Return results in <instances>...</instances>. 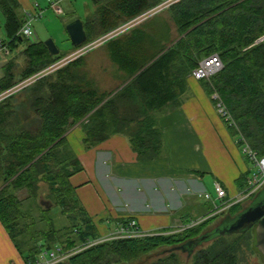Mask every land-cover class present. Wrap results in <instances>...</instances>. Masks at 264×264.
Wrapping results in <instances>:
<instances>
[{
	"label": "trees",
	"instance_id": "obj_1",
	"mask_svg": "<svg viewBox=\"0 0 264 264\" xmlns=\"http://www.w3.org/2000/svg\"><path fill=\"white\" fill-rule=\"evenodd\" d=\"M91 1L97 8L84 23L86 43L162 3ZM167 11L177 27L175 40L171 39L169 26L156 19L105 44L111 61L122 73L124 82H128L115 95L100 93L95 83L80 73L79 58L0 102V222L26 264L34 263L42 252L56 246L72 250L100 236L70 184V178L82 168L69 145V129L80 124L87 147L119 134L130 140L139 160L158 158L162 142L156 112L168 105L181 106L186 78L201 60L212 54L220 56L224 67L210 81H200L204 90L209 96L214 91L219 94L234 122L233 126L225 124L237 142L240 133L254 150L264 155V0H180ZM0 13L5 32L1 44L12 53L26 42V67L18 77L29 78L64 56L60 50L52 56L43 41H32L19 34L24 17L18 0H0ZM71 47L78 48L72 43ZM3 71L0 92L17 84L13 61L6 63ZM26 90V98L15 103L18 94ZM127 103H133V110L125 108L121 112L122 105ZM248 176L246 173L236 181L245 190ZM42 185L49 190L51 201L45 199L46 204L38 198ZM23 189L28 197L20 200L16 193ZM27 206L39 212L38 220L32 215L31 224L26 222L31 216ZM54 207L66 216L70 226L52 225L50 215ZM241 210V203H237L228 209L227 216ZM34 219L39 223L46 219L51 225L30 233L29 227L36 224ZM211 221L177 232L103 241L60 264H131L166 247L149 264H179L177 248L205 235ZM244 247L256 251L251 231L212 240L195 250L190 264H247L240 258Z\"/></svg>",
	"mask_w": 264,
	"mask_h": 264
},
{
	"label": "crops",
	"instance_id": "obj_2",
	"mask_svg": "<svg viewBox=\"0 0 264 264\" xmlns=\"http://www.w3.org/2000/svg\"><path fill=\"white\" fill-rule=\"evenodd\" d=\"M18 1L23 15L43 0ZM76 3L74 20L85 23L97 7L91 0ZM82 7L83 16H79ZM156 19L169 26L172 40L178 37L168 11L146 22ZM102 47L89 55L88 64L91 70H99L103 62L98 64L97 60L105 55L104 78H89L100 93L115 95L128 82H124L122 73L111 61L108 46ZM186 85L181 106L168 105L155 114L162 148L159 157L152 161L139 160L130 140L123 135L111 134L105 141L87 147L80 124L67 132L69 145L82 168L70 178V184L100 236L112 234L116 227L130 220L144 234L182 231L208 219L212 220L208 228H212L225 217L222 213L209 215L213 207L225 204L230 208L245 191L236 182L249 173L240 145L201 82L190 73ZM125 108L132 111L133 103L123 104L121 112ZM217 185L226 191L224 200L216 196ZM0 264H25L1 222Z\"/></svg>",
	"mask_w": 264,
	"mask_h": 264
},
{
	"label": "built area",
	"instance_id": "obj_3",
	"mask_svg": "<svg viewBox=\"0 0 264 264\" xmlns=\"http://www.w3.org/2000/svg\"><path fill=\"white\" fill-rule=\"evenodd\" d=\"M47 1L50 4V7L55 9L60 3L68 1V0H47ZM178 1L180 0H163L162 3L158 5L157 7L143 13L142 15L118 27L112 32L90 43L83 44L82 46L78 47L73 52H71L67 57L63 56L61 59L52 63L47 68L29 77L28 79L22 82H19L18 84H16L15 86L7 90L1 91L0 92V102L21 92L23 89L33 85L37 81L49 75L54 74L56 71L65 67L69 63L83 57L85 54L90 53L92 50L98 47H101L102 45H105L110 40L128 33L130 30H132L135 27H138L140 24L151 19L152 17L164 11H167L170 5ZM42 15H43V10L41 9L38 3H36L32 7L31 10L25 11L23 13L24 24L22 28L20 29L19 34L27 39L35 41L37 39V35L35 31L32 29V23L38 18H41ZM10 54L11 52L9 48L7 46H3L0 42V55L9 56ZM223 67H224V64L220 56L218 54H212L199 62L198 66L194 70H192L191 76L198 81H201V80L210 81L213 76L218 74L223 69ZM211 97H212V100L214 101L216 110L219 116L222 118V120L225 123H227L229 126H233L234 122L232 120V117L230 113L228 112L227 108L225 107V105L223 104L219 94L216 91H214ZM237 138H239L238 143L239 142L241 143L240 148H241L242 154L254 166V169L249 172L248 184H247L246 190L243 192V194L241 195L240 199L237 202V203H241L242 201H245V200L248 201L252 199L253 196L259 193V191H261V189L264 187V155H260L258 151L254 150L240 133L237 136ZM215 190H216V196L219 200H224L226 198L227 194H226L225 189L222 186L217 185ZM228 209H229V206L225 204L223 206H217V208H215V213L216 212H217L216 214L224 213V212H227ZM146 235H150V234L142 233L139 230L137 223L133 220H130V221H127L126 224L120 225L117 232L114 233L113 235H109L107 238L97 239L95 241H92L84 246H80L79 248L73 249V250H65L61 246H56L55 248L49 251L42 252V254L39 257V260L35 261L34 263L29 262L28 264H60V263L66 262L75 253L87 247H90L94 244H97L103 241H108L111 239L136 238V237H142Z\"/></svg>",
	"mask_w": 264,
	"mask_h": 264
},
{
	"label": "rangeland",
	"instance_id": "obj_4",
	"mask_svg": "<svg viewBox=\"0 0 264 264\" xmlns=\"http://www.w3.org/2000/svg\"><path fill=\"white\" fill-rule=\"evenodd\" d=\"M76 1H78L80 4V0H76ZM76 1L75 0H68V1L62 2L54 9V8L50 7V4L48 3L47 0H45V1L43 0L42 2L39 3L41 5L40 6L41 9L43 10V15L41 18H38L37 20H35L32 23V29L35 31V33L37 35V39L39 41H43V42H46L49 39L53 40L55 45L57 46V48L62 53H65L64 57H67L71 52L74 51V49H72V47H71V41L69 40V36L66 32V26L70 22H72V20L74 21V16L72 15V12H73V7L77 6ZM60 9H62L61 12L57 13L58 10H60ZM83 10H84L83 7H82V9L79 10L80 11L79 16H83ZM142 24H140L139 26H141ZM4 39H5L4 19H3L2 14L0 13V40H4ZM25 45H26V42H24V44H19V46L9 56L0 55V77H2L4 74L3 66L6 65V63H8L9 61H13L14 72H15V77H16L15 83L17 82V84H18L19 82H22V81L28 79V78L22 79L21 77H18L20 72L26 67V58H25V55L23 54V51L25 50ZM102 46L104 47V45H102ZM97 49L99 50L100 47L92 50L90 53H87L83 57L80 58L81 59L80 73L82 75H85L89 80H90V78H89L90 75L95 76V77L102 76L103 78L105 75L104 74V68H105L104 67V61L106 60L105 55L103 57H99L97 60L98 64H100L101 61L103 62L101 64L99 70H97V71L91 70L92 67H89V64H88V62H89L88 60L90 59L89 55H92L95 51H98ZM28 93H29V91L26 90L25 92L18 94V96L15 98V103H16V101H23L26 98ZM247 163H248L249 172H250L251 170L254 169V166L248 160H247ZM1 188H3V182L2 181L0 182V189ZM262 191L264 192V187L257 194L259 195ZM16 194L20 200H24L25 198L28 197V192L25 189L17 191ZM48 194H49L48 187L46 185H42V188L39 191L38 198L39 197L42 198L41 201L44 202V200L48 198V196H49ZM255 198H256V195L248 201H246V200L242 201L241 202L242 210L245 209L246 207H248ZM48 201H51V200H49V198H48ZM44 203L42 205H44ZM217 206L218 205L213 207L212 212L209 215H213V214L217 213V212L215 213V208H217ZM27 208H28V206L26 207V209ZM209 209H211V207ZM27 212H28V215H31V216H29V219L26 221L28 224H31V221H33V220H31L32 215L35 216L38 220L39 212H38L37 208L33 207V209L31 208V210L27 209ZM226 213H228V212L222 213V216L224 215L226 217L227 216ZM50 218L52 219V225H55L56 228H59V227L61 228L62 226H66V225L70 226L69 221L66 218V216H62L60 214V209L57 207L53 208L52 213L50 215ZM223 219H222V221H223ZM35 222H36L35 225L29 227L30 233H32L36 229L40 230V229H44V228H49V226L51 225L46 219L40 223L37 222L36 220H35ZM217 226L215 225L212 228H207L206 231H211L212 229H214ZM118 228L119 227H116L114 229V232L110 235H113L114 233H116ZM108 236H99L98 239H104V238H107ZM26 238L29 239L30 236L28 235V236H26ZM208 244L209 243H203L201 246L197 247L196 250L203 248V247H206ZM77 248H79V246L74 248V249H77ZM165 249H168V247L160 248L159 250H157L156 253L142 257L140 260L135 261L131 264H149L150 262H152L154 259H156L159 256L158 253L165 251ZM177 254H178L179 259H180L179 264H190L192 256L189 257L187 253H183L181 251H177ZM240 258L243 262H245L247 264H264V258L257 251L253 250L252 248L250 249V248L244 247L242 249V252L240 253Z\"/></svg>",
	"mask_w": 264,
	"mask_h": 264
},
{
	"label": "water",
	"instance_id": "obj_5",
	"mask_svg": "<svg viewBox=\"0 0 264 264\" xmlns=\"http://www.w3.org/2000/svg\"><path fill=\"white\" fill-rule=\"evenodd\" d=\"M66 32L73 46L80 47L87 41V35L84 28V23L80 19L70 22L66 26ZM50 55L57 56L59 49L54 41L49 39L44 42ZM1 89V83H0ZM46 204V203H45ZM252 231L255 237V249L264 258V192L262 191L251 204L241 210L234 216H227L223 221L205 235L191 240L190 242L180 246L177 250L187 253L192 256L196 248L203 243H209L212 240L232 235L245 234Z\"/></svg>",
	"mask_w": 264,
	"mask_h": 264
},
{
	"label": "flooded vegetation",
	"instance_id": "obj_6",
	"mask_svg": "<svg viewBox=\"0 0 264 264\" xmlns=\"http://www.w3.org/2000/svg\"><path fill=\"white\" fill-rule=\"evenodd\" d=\"M252 232V231H251Z\"/></svg>",
	"mask_w": 264,
	"mask_h": 264
}]
</instances>
